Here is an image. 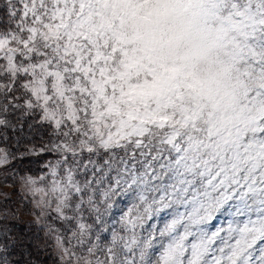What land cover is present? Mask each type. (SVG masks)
Instances as JSON below:
<instances>
[{"label": "snow or ice", "instance_id": "1", "mask_svg": "<svg viewBox=\"0 0 264 264\" xmlns=\"http://www.w3.org/2000/svg\"><path fill=\"white\" fill-rule=\"evenodd\" d=\"M225 3L244 47L264 50V0ZM103 4L0 0V169L36 210L11 225L0 210V264L49 248L56 264H264V88L201 127L131 81ZM45 154L38 175L15 163Z\"/></svg>", "mask_w": 264, "mask_h": 264}, {"label": "rangeland", "instance_id": "2", "mask_svg": "<svg viewBox=\"0 0 264 264\" xmlns=\"http://www.w3.org/2000/svg\"><path fill=\"white\" fill-rule=\"evenodd\" d=\"M149 0H104L102 11L106 24L103 43L109 49L118 64L124 65L134 84L150 92L166 97L190 114H194L201 127L212 126L238 115L246 106L248 97L257 89L264 88V71L252 63L254 60L264 62V50H257L253 55L244 47L240 38L238 25L226 11L225 0H200L202 5V24L210 36V53L208 67L199 68L191 60L166 57L163 49L157 45L154 34L149 30V17L142 15V9ZM47 137H45L46 139ZM37 147L41 146L36 137ZM31 145L23 141L20 151L25 152ZM31 162L21 166V174L31 172L38 175L44 160L50 155H26ZM24 158V159H25ZM34 162V163H33ZM9 175L0 169V210H15V219L9 216L8 224L22 221L34 222L36 211L31 203L21 200L19 180L6 182ZM5 195L10 203H5ZM25 199L31 200L27 193ZM23 225V224H22ZM24 226V225H23ZM32 232H37L34 225ZM37 243L44 248L43 240ZM34 258L42 264H56L55 253L49 248L41 251Z\"/></svg>", "mask_w": 264, "mask_h": 264}, {"label": "clouds", "instance_id": "3", "mask_svg": "<svg viewBox=\"0 0 264 264\" xmlns=\"http://www.w3.org/2000/svg\"><path fill=\"white\" fill-rule=\"evenodd\" d=\"M141 14L149 17L150 33L166 57L208 67L211 43L202 24L200 0H149Z\"/></svg>", "mask_w": 264, "mask_h": 264}, {"label": "trees", "instance_id": "4", "mask_svg": "<svg viewBox=\"0 0 264 264\" xmlns=\"http://www.w3.org/2000/svg\"><path fill=\"white\" fill-rule=\"evenodd\" d=\"M25 133H27V129H25ZM36 137H34L33 139H35ZM36 140V139H35ZM18 162H20L21 163V166H24V165H28V164H30V166L28 167V169H24V170H28V171H31V162L30 161H28V159H24L23 161H16L15 163L17 164ZM34 163V162H33ZM16 222H14L13 224H15ZM20 227L21 228H23V225L21 224L20 225Z\"/></svg>", "mask_w": 264, "mask_h": 264}]
</instances>
